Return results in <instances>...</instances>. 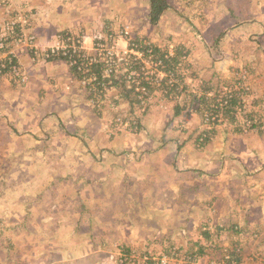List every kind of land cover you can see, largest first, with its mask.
<instances>
[{"label": "rangeland", "instance_id": "374dc122", "mask_svg": "<svg viewBox=\"0 0 264 264\" xmlns=\"http://www.w3.org/2000/svg\"><path fill=\"white\" fill-rule=\"evenodd\" d=\"M0 1V5L7 7V17L0 23V31L5 33L4 28L11 23L20 19L23 21L21 25L17 23L16 31L6 32L12 35L4 52H0V66H9L10 69L3 74L0 71V77H8L11 86L10 82L23 81L19 64L11 58L14 49L33 50L29 44L33 16L29 7L22 8ZM234 1L232 7L231 0H169L171 7L157 24H152L149 16L145 18L138 14L133 19L131 17L135 23L131 27L125 25L116 31L109 30L110 35L106 36V44L109 45H112L109 38L115 40L116 35L124 29L129 35L117 39L115 51L120 54L116 61L101 58L103 74L114 71L118 79L119 75L128 73L126 80L119 79L118 87L130 88L134 84L143 89L138 94L125 90L123 97L115 103L111 100L114 94L110 89L115 86L113 80L99 81L91 86L88 79H84L86 76L83 72L74 70L79 76L78 81L96 100V107L93 120H88L89 127L80 128L78 125L76 131L72 129V138L67 137L64 131L53 138L50 136L51 139L45 136L42 137L43 141H47L34 150L36 142L30 136L17 133L20 130L14 120L0 128V264H41L39 257L48 258L56 250L50 245L54 240L58 242L63 233L40 231L37 225L43 214L40 216L38 210L52 209L51 206L56 204L65 206L67 201L61 197L67 189L71 192V183L69 180L66 184L64 176L77 179L82 167L105 164L111 160V157L105 156L106 152H101L106 147L120 152L125 158L129 154L133 162L147 159L149 157L144 155V150L135 143L143 141L147 149L159 150L163 137L167 142L174 141L181 146L176 155L178 162L183 161V164L179 162L183 169L181 183L192 186L203 196L200 203L204 208L198 211L199 220L202 221L198 236L202 239L201 244L206 245V250L205 257L199 258L204 259L201 264H264V0ZM146 23L147 27L144 26ZM202 36L207 41L204 42ZM137 40L138 43L134 42ZM131 47H135L133 51L139 58L130 55V59L127 53L132 52ZM145 47L152 48L147 51L143 50ZM156 49L158 52L151 54ZM163 52L176 55L177 60L181 61L175 68V75H168L159 68L157 59ZM40 53L35 55L36 58L39 62H45L48 55L46 52ZM8 56L11 57L6 58ZM14 70L18 71V75ZM183 75H186L185 79ZM160 78H164L162 83H159ZM203 82L214 89L220 86L225 92L223 94L234 91L232 96L244 101L243 111L238 109L235 122H231L223 111L213 115L205 110L207 108L201 101H193L192 94L198 97L202 95ZM174 85H180L181 95L178 97L171 90ZM212 93L209 97L213 98ZM107 97L111 101L102 103L101 100ZM220 99L209 101L211 109ZM177 105L185 110L175 118ZM218 107L216 105L215 109ZM101 120L108 129L101 128V132L96 133L95 128H99L97 126ZM48 142L51 148H47ZM58 143L73 146V150H53ZM85 145H91L89 153L85 152ZM174 152V147L166 149L172 165L176 163ZM118 159L122 160L121 157ZM157 163H160V158ZM126 170L128 174L132 173L127 167ZM90 172L94 173L95 170L91 168ZM123 174L127 173L120 169L116 175H121V178ZM32 175L37 176L34 181ZM166 175L172 176L166 171L163 174L158 172L155 183ZM167 186L170 189L174 187L172 181ZM140 187L139 190L145 188L143 185ZM189 189L192 191V188ZM119 191L116 188V194L120 195ZM183 201H189L188 195L181 196L180 202ZM118 210L123 213L127 210L126 205L121 209L118 207ZM246 218L250 221L249 225H243ZM153 219L155 227L158 219ZM221 219H226V224H221ZM236 223L241 225V234H236L237 228H233ZM206 230L211 234V240L205 238L206 234L203 235ZM91 233L97 238L90 239ZM161 233L160 230L146 229L145 235L153 240ZM75 234L70 233L74 241ZM100 236L89 230L88 246L95 247L96 243H101ZM151 245L144 250L141 243H136L129 255L121 254V261L115 259L108 264H199L189 262L185 254L188 247H181L183 251L176 254V249L167 248L169 251L166 252V248L164 251V246H160L152 250ZM116 250L110 247L106 252L113 254L109 251ZM66 252L71 253L72 257L79 249H66ZM239 257L240 263L237 260Z\"/></svg>", "mask_w": 264, "mask_h": 264}, {"label": "crops", "instance_id": "0c3cea01", "mask_svg": "<svg viewBox=\"0 0 264 264\" xmlns=\"http://www.w3.org/2000/svg\"><path fill=\"white\" fill-rule=\"evenodd\" d=\"M5 1L8 5L14 4L32 9L31 36L34 38L36 47L32 51L16 47L14 53L11 54L19 64L23 75L22 82H10L12 84L10 86L8 77H0V128L6 127L5 124L14 120L20 130L17 133L32 137V141L36 142L34 150H37L47 141V139L43 141L42 137L46 136L49 139L51 136L53 138V136L60 135L62 131L67 137H71L74 134L72 129L76 131L78 125L80 128H87L88 120L90 118L93 120L92 116H94L96 100L89 96L90 93L78 81L79 76L74 73V69L60 56H57L62 55L63 45L67 44L69 38L84 40L85 53L96 55L97 43L108 39L106 36L110 35L109 30L116 31L125 25L131 27V24H135L133 17L138 14L148 18L150 4L148 0ZM2 5H0V23L7 17V7ZM147 25V23L144 24L146 27ZM202 37L205 42V36ZM151 38L156 39V37ZM40 52H46L48 55L45 62H39L36 58L35 55H39ZM114 54L120 53L116 51ZM54 56L57 57L54 59ZM110 89L114 94L111 100L115 103L123 97V92L126 90L125 87H110ZM111 100L107 97L101 102ZM102 121L97 126L99 128L94 129L96 133L101 132V128L108 129ZM39 134L42 135L39 136ZM161 141L162 144L159 145L161 148L154 151L147 149L143 141L135 143L141 146L144 155L149 157L135 162L130 159L129 154H126L125 158L124 155H120V152L109 150L110 148L106 147L101 152H106L104 155L111 157V160H107L105 168L104 163L95 166L93 164L89 167H82L83 170H80L82 172L77 179L69 175L64 176L65 183L68 184L69 180L71 183V192L67 189L61 197L67 201L65 206L56 204L54 207L51 206L52 209L41 210L42 212L38 210L40 216L41 213L43 214V218L38 220L37 225L40 231L63 233L61 239H57L58 242L54 240L50 245L56 250L51 254L49 252L48 258L39 257V263L108 264L115 259L121 261V254H123L121 249H128L131 252L136 243H141L145 250L152 242V248L150 247L152 250L164 246L163 249L165 251L166 248V252L168 246L180 249L187 247L190 241L197 242L198 240L200 243L202 239L198 233L202 227V221L199 220L198 211L204 208V205L200 203L203 196L201 197L197 189L180 181L183 177L180 163L183 164V161L180 160L179 163L176 155L181 146L174 141H171L173 143L167 142L165 137L161 138ZM49 144L50 142L47 143V148L49 146L51 148ZM90 146H83L85 152H90ZM170 147H174L175 150L173 157L176 163L173 165L168 161L170 156L166 153V149ZM55 148L60 152L73 150V146L64 143L56 144L53 150ZM133 152L135 153V149ZM158 158H160V163H157ZM126 167L132 172L131 174H128ZM91 168L95 170L94 173L90 172ZM120 169L125 170L127 176L123 174L120 178L121 175H116ZM163 171L171 173L172 176L160 177L155 183V175L158 172L163 174ZM36 178L37 176L32 175V181ZM170 181L174 185L172 189L167 186ZM139 185H143L144 190H139L141 188ZM151 186L154 189H149ZM188 186L192 188V191ZM116 188L121 190L120 195L116 194ZM183 194L188 195V202H180ZM124 204L127 210L121 213L118 207L121 209ZM129 204L131 205L128 206ZM216 206L219 208L217 203ZM261 217L260 215L259 219ZM129 218H132L131 222ZM153 218L155 221L159 218L155 225L158 228L153 227L155 224ZM243 221L245 222L243 225H249L250 221L247 218ZM225 222H227L226 219H221V224H226ZM257 223L262 225L258 221ZM234 225L241 226L239 223ZM146 229L160 230L163 234L161 233V238L155 237L152 240L145 235ZM89 230L101 235L99 238L102 242L98 245L96 243L95 247L88 246ZM71 231L77 233L74 235L75 241L70 236ZM65 233L69 235L64 236ZM208 234L212 237L210 233ZM95 237L97 238L94 233L89 235L90 239H95ZM155 240L158 241L156 244ZM76 247L79 252L70 257L71 253L66 252V249L71 250ZM110 247L118 250L109 251L113 253L109 254L106 250L108 251ZM204 257L205 254L202 258ZM201 259L197 263H203L204 259Z\"/></svg>", "mask_w": 264, "mask_h": 264}, {"label": "trees", "instance_id": "16d2710c", "mask_svg": "<svg viewBox=\"0 0 264 264\" xmlns=\"http://www.w3.org/2000/svg\"><path fill=\"white\" fill-rule=\"evenodd\" d=\"M149 4H150V10H149V19H150V22L152 24H157L159 22V20L162 18V16L165 14V12L170 9V3H169V0H148ZM234 0H231V6L233 4L232 7H234ZM230 9V8H229ZM231 11L233 10L232 8L230 9ZM201 36V35H200ZM203 39V38H202ZM207 41V40H205ZM136 43L139 42V40L137 41H134ZM217 44V43H216ZM150 48L152 47H145L143 50H149ZM155 49V48H153ZM158 50L156 49L154 52H151V54H155L157 53ZM11 56H8L6 58H9ZM55 57L57 56H54V59ZM133 58H136L135 56H132ZM13 61H16V59H14L13 57H11ZM53 58V57H52ZM53 60V59H52ZM159 60L158 63L161 64L160 66V69L165 72L166 74L168 75H172L174 74L175 75V68L176 66L180 65L181 64V61L177 60V56L176 55H172V54H169V53H162L161 56H160V59H157ZM96 67V68H95ZM103 65L100 63H93L91 64L90 66H86V65H80V63L74 65V66H71L72 69H74L75 71H78V69L80 68V72H83L84 73V76H86L85 79H91L92 80L90 81L89 85H96L99 83V81H110V80H113V84L116 86H112L114 88H119L118 85L119 84V79L124 81L126 80L125 77L128 76V73H126L125 75L121 76L119 75L118 79H116V75L114 74V71L112 73H109L108 75H104L103 74ZM0 69L2 70L1 71V74L3 73H6L8 71H10L9 69V66H6V67H2L0 66ZM108 76V77H107ZM142 77V76H141ZM140 77V78H141ZM184 79L186 78V75H183ZM181 78V77H179ZM94 79V80H93ZM144 84H148L147 82H144ZM203 85V92H202V95L200 97H198L197 95L195 94H192L193 96V101H201V103L203 105H205V107L207 109H205L206 111H211L212 114H219V113H222V111L224 112V115H228L229 118H230V121L231 122H235L237 120V114L239 113L238 109H240L241 111L242 108H244L245 106V103L244 101H241L239 97H235V96H232L234 91H231L230 93L227 92L226 94H223L225 93L224 91L222 92V90L220 89L221 87L218 86L216 87V89H214L213 86H210L208 83H205L203 82L202 83ZM167 87H170V86H167ZM179 87L180 85H174L172 87V91L175 92V94L178 96L181 95V93L179 92ZM187 87V86H185ZM126 88V91L127 92H135L136 91V94H138V92H140L143 88L141 86H138V85H130V88H127V86H125ZM216 90V91H214ZM213 91V93H212ZM212 93L214 95V97H209V94ZM237 93V92H236ZM224 95V96H223ZM219 97L221 98L220 99V102H218L216 105L219 106L217 109H215V106L213 109H211V102H209L210 100H218ZM137 103H140V101H137ZM185 110L184 107H180V105H177L176 108H175V116H179L181 115V113ZM212 115V116H213ZM210 116V117H212ZM221 118V117H220ZM217 119V121L220 120ZM252 122H254L252 120ZM207 142V141H206ZM197 172V171H195ZM233 228H237L235 231L237 233H241L242 231L239 229V226L238 225H234ZM225 231V230H223ZM206 231H204L203 235H205V238L206 239H210V235L208 233H206ZM188 249L185 254H187V257H189L190 259V263H193L194 261L197 262L199 260L200 257H202L204 254H205V250H206V247L204 245L201 244V242H193V241H190L189 245L187 246ZM169 250L170 248L171 249H176L175 253H180L181 251H183L184 248H176V247H172V246H168L167 247ZM168 250V251H169ZM121 252L125 255H129L130 253V250L128 249H123L121 250ZM238 261H240L241 259H237ZM240 263V262H239Z\"/></svg>", "mask_w": 264, "mask_h": 264}, {"label": "built area", "instance_id": "2783aa9c", "mask_svg": "<svg viewBox=\"0 0 264 264\" xmlns=\"http://www.w3.org/2000/svg\"><path fill=\"white\" fill-rule=\"evenodd\" d=\"M18 22L21 25L23 21H22V19H20L17 22L11 23V25L8 26V28H6V29L4 28V31H6V32L16 31ZM0 32H1L0 33V52H4L6 43L9 40L8 38L12 34L7 35L6 32L5 33H3V31H0ZM128 35H129L128 31L123 30V31H121V33L119 35H116V38H115V35L113 36L115 38V40L113 38L110 39L111 38L110 37L109 40L112 41V45L106 44V40L100 41V43H97V45H96L97 46V49H96L97 54L96 55H90V54L85 53V48L83 47V44L85 42L84 40L82 41V40H76V39L69 38L67 41V44L63 45L64 51H62V55H57V56H60L61 59L64 61L66 60L67 62L66 61L65 62L70 67L74 66L78 63H80V65L83 64L86 66H90L93 63H100V60L102 57H106L108 60L110 58L115 60L119 56V55L114 54V53H116L115 47H116L117 37L119 40V39L124 38L125 36L128 37ZM119 37H121V38H119ZM29 44H30V46H32L33 49L36 47L35 42H34V38L32 36H31V41H29ZM131 49H132V52L127 53V54H129V56L132 55V56H135L136 58H139L138 54L133 51V49H135V47H131ZM127 54L125 53L124 55H127ZM145 55H147V54H145ZM114 57H116V58H114ZM130 59H132L131 56H130ZM160 66H161V64H160ZM2 67H6V66L2 65ZM78 70L80 71V68ZM0 71H2V70L0 69ZM14 72L18 75L17 70H14ZM91 80H92V78L88 79V82H90ZM163 80H164V78H160L159 83H162ZM86 83H87V80L84 81V84H86Z\"/></svg>", "mask_w": 264, "mask_h": 264}]
</instances>
